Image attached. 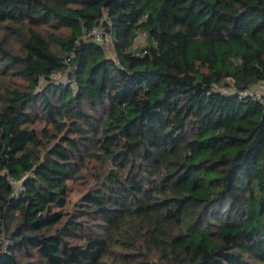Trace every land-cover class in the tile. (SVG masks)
<instances>
[{
  "label": "trees",
  "instance_id": "16d2710c",
  "mask_svg": "<svg viewBox=\"0 0 264 264\" xmlns=\"http://www.w3.org/2000/svg\"><path fill=\"white\" fill-rule=\"evenodd\" d=\"M5 25L0 264H264V0H0Z\"/></svg>",
  "mask_w": 264,
  "mask_h": 264
},
{
  "label": "rangeland",
  "instance_id": "374dc122",
  "mask_svg": "<svg viewBox=\"0 0 264 264\" xmlns=\"http://www.w3.org/2000/svg\"><path fill=\"white\" fill-rule=\"evenodd\" d=\"M25 30L26 29H23L21 31L22 37H24L26 34ZM38 30H42L43 32L46 31V29L44 27L38 28ZM26 32H27V30H26ZM61 33L66 34L67 30H61V31L56 32V34H61ZM0 39H6L7 41H9L11 48L17 52L22 47V42L20 41L19 36L17 35V32L11 31V29L6 27V25L0 28ZM102 42H105V47L108 49L109 53L113 54L111 39L104 32H103V41ZM139 45H140V41L139 40L137 42L135 41V46H139ZM113 56L115 57V54H113ZM55 78L65 79L66 75L65 74L57 75ZM229 81L232 82V79H229ZM23 84H25V83L22 82L19 78L12 76L11 74H0V96H1V94L5 93V91L8 88L20 87V86H23ZM253 90H256L258 93L263 94L264 93V83H261L260 85L255 86L253 88ZM36 126L42 127L43 124H40V125L37 124ZM45 128H48V127L45 125L44 129ZM48 130H49V132L52 131L50 128H48ZM44 139H46V137H44ZM69 185H70L69 204H68V207L66 208V210L67 211H73L76 201H78L80 199V196H81L82 192L85 190V188L87 187V185H86L84 180H75L73 182H69ZM31 259L34 262L38 261L36 254L32 255Z\"/></svg>",
  "mask_w": 264,
  "mask_h": 264
},
{
  "label": "built area",
  "instance_id": "2783aa9c",
  "mask_svg": "<svg viewBox=\"0 0 264 264\" xmlns=\"http://www.w3.org/2000/svg\"><path fill=\"white\" fill-rule=\"evenodd\" d=\"M92 34L95 36L96 40L99 41V42H102L103 41V32L99 29H95L92 31ZM140 41V44L144 43L145 40H147V33L146 32H140L135 41Z\"/></svg>",
  "mask_w": 264,
  "mask_h": 264
}]
</instances>
